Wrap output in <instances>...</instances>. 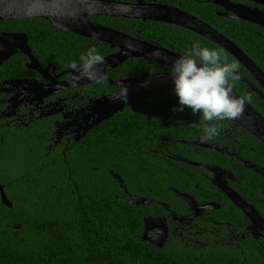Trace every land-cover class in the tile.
Instances as JSON below:
<instances>
[{
    "label": "trees",
    "instance_id": "trees-1",
    "mask_svg": "<svg viewBox=\"0 0 264 264\" xmlns=\"http://www.w3.org/2000/svg\"><path fill=\"white\" fill-rule=\"evenodd\" d=\"M147 1L191 13L200 10L192 0ZM207 19L216 28L218 25L234 29L237 24L230 25L217 17ZM92 20L142 40L163 36L168 44L156 45L182 55L192 46L188 42L199 38L184 28L165 23L114 17H92ZM238 29L239 26L235 27ZM0 31L27 34L43 67L51 60L59 69L62 66L54 61L61 56L69 55L71 61H79L81 53L92 46L104 58L114 52L106 43L67 34L44 19L2 21ZM242 39L237 45L264 70V40L250 38V41L244 36ZM202 45L218 50L247 73L219 45ZM25 59L24 55H18L6 62L0 69V78L28 74L25 68L18 70ZM120 67V72L130 78L171 71L170 67L145 59L129 60ZM233 89L245 95L264 115L261 106L264 102L256 99L245 84L235 81ZM247 91L251 93L246 95ZM114 92L104 82L85 89L86 97L91 99ZM178 106L177 97L167 89L152 92L125 112L93 128L80 141L51 150L41 141L40 132L42 127L46 131L47 125L41 124V128L28 131V135L11 136L0 129V135L6 136V144L0 145V187L13 203V208L5 206L0 193V264H264V251L259 246L255 257H251L248 250L245 255L221 249L193 253L181 245L169 244L159 249L141 240L142 213L148 212L146 206L124 201L129 200L125 189L132 199L146 197L172 203L170 187L188 190L202 181L199 172L191 171L196 168L174 157L192 145L165 142L189 143L203 134L206 122L202 114L193 115L187 108L173 111ZM239 132V136L242 132L246 135L243 137L246 141L241 143L249 155L253 152L247 144L256 150L264 149V144L249 132L241 128ZM221 159L233 166L225 156L212 150H203L200 161L219 164ZM117 174L124 186L114 178ZM253 204L259 207L257 201ZM231 206L239 213L234 204Z\"/></svg>",
    "mask_w": 264,
    "mask_h": 264
},
{
    "label": "flooded vegetation",
    "instance_id": "flooded-vegetation-1",
    "mask_svg": "<svg viewBox=\"0 0 264 264\" xmlns=\"http://www.w3.org/2000/svg\"><path fill=\"white\" fill-rule=\"evenodd\" d=\"M106 1H116L130 4L137 3V0ZM212 1L215 0H192V4L194 3V5H197L200 8L199 11H194L193 13L182 10L176 6L175 8H178L181 11L206 22L212 29L228 40L234 42L236 45L243 42L242 36L248 38V40H250V38H259L260 40H264L263 27L239 18V16L245 15V12L247 11H258L262 12L264 15V0H219L223 2L221 5L211 4L210 2ZM145 2L155 3L147 0H145ZM208 17L220 18L229 22L228 24L230 25L233 23L237 24L234 26V29L231 27H220L218 25L216 28L207 21L209 20L207 19ZM237 26H239V29L235 30V27ZM65 33L71 34L68 32ZM194 34L200 38L196 39V41H200L201 44H216L204 36L196 33ZM237 34H240L241 36L237 37ZM245 35H248L249 37H246ZM188 37H190V39L192 38L189 35ZM134 38L149 44H168L163 41V39H165L163 36L155 37V39L148 41L136 37ZM174 43H177V41H174ZM193 43L194 42L192 41L188 42V44ZM29 46L32 50V54L40 63L42 70L46 71V76L28 68L30 59L24 55L26 59L22 64H19L18 70L25 68V70L28 71V74H22L15 78H0V129L7 135L11 136H15L19 133H27L28 135V131L37 130L38 128H41L42 125H47L48 129L44 131L42 127L40 132L42 135L41 141L46 142L50 150L53 147L58 146L65 148L66 145L72 141H76V134H71L68 130H64L63 137L59 138L60 130L63 129L68 122L73 120L76 113L90 108L94 101L101 99L104 96L118 93L122 87L117 85L112 86L107 81H97L82 86H73L67 89L55 87V91L51 94L44 95L45 92L41 90L40 86H48L53 80L55 81V85H59V83L67 82L77 73L69 67V63L71 61V57L69 55H67L68 57L66 58L61 56L54 61L62 66L59 69H57L51 60L45 67H43L40 58L35 54L37 53L36 46L33 47L30 44V39ZM37 49H39V47H37ZM113 50L114 52L111 54L119 52L118 49ZM168 50L176 52L172 48ZM18 55H14L11 59ZM73 57L74 60L77 58L76 53ZM11 59L6 62H9ZM236 61L241 64L238 60ZM6 62H4L0 69ZM254 63L260 67L255 61ZM120 66L115 69H108V75L117 81L140 78L128 77L124 74V72H120ZM245 70L247 71L246 74H244V70L239 69V80L255 94L254 97H256V99L261 98L254 91V88H252L256 87L262 90L261 86L246 68ZM32 71L37 73V76H35ZM34 82H37L39 89L34 88ZM99 82L107 83L110 87L114 88L115 92L111 94H102L100 97L93 99L88 96L86 97L85 89L92 85L95 86V84ZM248 92L249 91L246 92V95L251 93ZM241 96L246 97L245 95ZM261 100L264 102L262 98ZM246 101L249 102L248 100ZM261 106L264 107V104H261ZM127 108H125L122 113L125 112ZM217 123L219 125V134L210 141H203L210 144L213 149L204 148L195 144L197 141H202L201 136H199L197 140L189 143L185 142V144L181 143L179 140H165V142L180 143L186 146L192 145V147H189L180 154L174 155V157H179L181 160H185L186 163L191 164L190 166L196 168L197 170L191 171L199 172L202 181L199 184L194 185L193 188H188V190L170 187L169 189L172 194L171 198L173 199L172 203L156 201L152 198L140 197V199H147L148 203L146 205H141L146 206L145 211L148 212L146 214L145 212L142 213L144 227L141 238L144 234H146L149 239L148 241L143 242L159 249H162L169 244L181 245L183 248L193 253L196 251L207 253L221 249L236 253L240 252L242 255H245L246 250H248L249 255L251 257H255L258 246L264 251V237L257 238L256 234L251 232V229H253L252 220L226 195L225 192L216 187L213 183L214 178H219L223 185H227L230 189L235 190L262 216L259 208H262L261 210L264 211V149L259 148V150H256L247 144L253 152L249 155L245 149V144L241 143L242 141H246L243 138L246 136L243 132L239 136V130L241 127L234 125L231 120L226 122H224V120L218 121ZM243 130L246 131L245 129ZM5 139V135H0V145L6 144L4 142ZM164 150L171 153V151L166 148H164ZM203 150H212L221 153L222 156H225V158H227L229 163L233 166H229L226 164V160L222 161V159L219 164L201 162L200 160L202 158ZM198 165H201V167ZM208 167L210 169H206ZM211 168L217 169V173L211 171ZM201 185H204V187H201ZM125 192L128 195L129 200L134 198L127 189H125ZM221 193H223L226 197H224ZM129 200L124 201L128 202ZM256 201L259 203V207L257 206L258 208L255 204H253V202ZM233 204L239 209V213L232 208L231 205ZM262 218L264 219L263 216ZM159 244H162V246L160 247Z\"/></svg>",
    "mask_w": 264,
    "mask_h": 264
},
{
    "label": "water",
    "instance_id": "water-1",
    "mask_svg": "<svg viewBox=\"0 0 264 264\" xmlns=\"http://www.w3.org/2000/svg\"><path fill=\"white\" fill-rule=\"evenodd\" d=\"M210 3L221 5L223 2L215 0ZM92 17H114L154 21L181 27L204 36L231 54L254 76L262 90L256 87L252 88H254V91L264 100V71L234 42L220 35L206 22L178 8L158 3H146L145 0H137L135 4L106 0H0V22L44 19L52 26L62 31L97 42L106 43L112 49L119 50L118 53L111 54L104 58V63L99 66L97 81H107L112 86L117 85L125 88L127 90L126 98L124 100L117 99L122 91L121 89L116 94L104 96L94 101L90 108L76 113L73 120L68 122L65 127L60 130L59 138L63 137L64 130H68L71 134H76V141H80L87 132L103 122L110 120L125 108L135 105L140 99L152 92L168 89L175 95L170 72H159L145 75L137 79L132 78L125 81H117L108 75L107 71L108 69L117 68L130 59L151 60L172 68L173 61L182 56L180 53L170 51L155 44L137 40L116 29L100 25L92 20ZM239 18L264 28V15L262 12L247 11L245 15L239 16ZM18 54L29 57L30 64L28 68L46 76V71L42 70L40 63L32 54L27 34L0 31V67L4 62ZM76 75L77 74L73 75L67 82L59 83V85H55V81L53 80L48 86H40V88L45 92L44 95H48L55 91V87L67 89L73 86H82L97 82L82 78L78 83H75ZM34 88L39 89L37 82H34ZM232 94L236 97H242L233 88ZM230 120L234 125L245 129L264 143V116L249 102L245 101L242 112L237 117L231 118ZM181 143L185 144V142ZM195 144L204 148L213 149L207 142L197 141ZM198 166L201 167V165ZM206 169L210 168L208 167ZM211 171L217 173V169L211 168ZM114 178L124 186L118 174L114 175ZM213 183L216 187L225 192L226 195L252 220L253 229H251V232L256 234L257 238L264 237V219L256 209L249 205L235 190L230 189L227 185H223L219 178H214ZM0 193L4 205L13 208V203L8 199L3 187H0ZM128 202L136 206L148 204L147 199L140 198L131 199ZM141 240L148 241L149 239L146 234H144ZM159 246L161 247L162 244H159Z\"/></svg>",
    "mask_w": 264,
    "mask_h": 264
},
{
    "label": "clouds",
    "instance_id": "clouds-1",
    "mask_svg": "<svg viewBox=\"0 0 264 264\" xmlns=\"http://www.w3.org/2000/svg\"><path fill=\"white\" fill-rule=\"evenodd\" d=\"M103 63L104 55L98 48H87L79 61L69 63L77 73L75 83L82 78L97 81L99 66ZM170 75L179 105L173 111L187 108L193 115L202 114L206 122L202 141H210L219 134L218 121L237 117L243 110L247 97L232 94L234 82L240 79L239 65L200 41H195L190 50L173 61ZM126 91L122 88L117 99L124 100Z\"/></svg>",
    "mask_w": 264,
    "mask_h": 264
}]
</instances>
